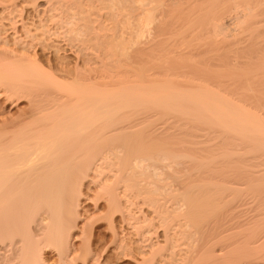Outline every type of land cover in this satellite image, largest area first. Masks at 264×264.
<instances>
[{
    "label": "bare ground",
    "instance_id": "obj_1",
    "mask_svg": "<svg viewBox=\"0 0 264 264\" xmlns=\"http://www.w3.org/2000/svg\"><path fill=\"white\" fill-rule=\"evenodd\" d=\"M105 1L50 16L72 65L0 23V97L26 101L0 119V264H75L92 202L136 264H264V0Z\"/></svg>",
    "mask_w": 264,
    "mask_h": 264
},
{
    "label": "rangeland",
    "instance_id": "obj_2",
    "mask_svg": "<svg viewBox=\"0 0 264 264\" xmlns=\"http://www.w3.org/2000/svg\"><path fill=\"white\" fill-rule=\"evenodd\" d=\"M1 1L3 4L0 3V23L2 22L3 24L4 23L6 25L8 24L7 26L5 25L7 32H10V30H11V29L9 30V20H10V23L14 22L16 20L15 21L16 22L15 24L17 27L16 29L21 32L22 22L20 20H22L23 23H25L26 25L28 23L30 24L32 22H34L37 25L39 22H42V23H44V25L46 24V28L49 29V32L51 31L50 32L51 34L53 33L52 31H55V28H56V30H58L59 33L62 32V30H60L61 28H59L55 25V23H54L55 21L51 22V17H50L53 13H57L59 11L58 7L89 6V5H95L96 7H98V6L104 5V3L106 2L105 0H101V2H100V0H97V1L96 0H13V1L12 0H1ZM8 1H10L11 3ZM92 1H93V3H92ZM64 5H66V6H64ZM51 6H53L52 7L53 9L51 8ZM56 7H57V9H56ZM8 8H10V9H8ZM13 24L14 23H11L10 25H13ZM15 24H14V26H15ZM54 35L55 34H52V36L49 35V39L48 38L47 39L50 42L48 41V43H50V45H51L54 42V40H56V37H57L58 38L57 42L58 43L60 42L61 47H62V49H60L61 51L59 50V55L61 54L60 56H62L65 54V57L68 56V59L66 58L68 61L69 60L73 61V59H74L73 58L74 57V54H73L74 48L70 49V47L69 48L67 47L68 44H67V46L64 45V44H66L65 43L66 40H64V38L61 36L62 34H58L57 36L56 35L54 36ZM55 43H56V41L53 44H55ZM50 45H49V47H45V48L39 47V45H37L36 47H34L35 50L32 48L31 52L32 53H34L33 51L36 52V56L39 58L40 62L45 67H48V60L50 61L52 66L55 64L54 67H56V64H57L56 61L57 60L54 57L55 55L53 54V48L51 47L52 49H50ZM63 48H65V49H63ZM71 58H73V59H71ZM70 63L72 65L73 62H70ZM1 89H2V86L0 87V91H1ZM10 98H14V100L13 99L10 100ZM10 98H5V95L0 97V109H1L0 113L2 112L0 114V119L3 117L6 119H9V117L10 118L16 117L18 112L22 108H24V105H26L25 100H21V101L17 100L16 101L15 96L10 97ZM83 207H84V210H86L87 212L84 214L83 219L78 223V225H82V223L84 225V222L86 221L85 222L86 223L85 228H83V229H85V231H83L81 229V227H78V229L73 231L70 235V243H72L71 244L72 246L70 247L71 248L70 251H72L71 252L72 254H70V256L72 255L71 257L75 258V261H73V262H75V264H96V260H97V263L99 262L100 264H136L133 259L138 257V255L135 258H127V257L124 258L123 256H121L122 255L121 252H118L119 250L117 251L118 244H120L122 242V241L120 242L119 240L124 239L123 242H126V244L128 243L129 244L128 247L131 246V248H129V250L131 249V253L133 252V255H136L137 251H136V248L134 245L135 236H133L135 234H134L133 230L130 229V227H128V225L125 222H123L122 219L119 218V216H115V218H113L112 221H110L108 219L109 222L107 219H101L102 216H103V218H106V217H104V214H103L104 213L103 211L105 210L104 206H102L98 210H96L94 205H93V202H92V203H86ZM99 210H101V211H99ZM99 214H100L101 218H99V216H98ZM92 215H94V216H92ZM96 216H98V217H96ZM89 217H90V219H89ZM111 226L115 227V228L112 227L114 230H112ZM151 227H152L151 228L152 229L151 230V236H152L153 240L157 238L156 236H158L161 239V229L162 228H160V226H158L155 222H154V225H152ZM156 227H158V228H156ZM81 231H83L85 234H83ZM114 234H116V235L114 236ZM159 238H157V239H159ZM129 241L131 242V245H130ZM116 242H117V244H116ZM88 243L90 244V247L93 249L94 257H92L93 259L91 258L92 260L88 258L85 261L83 258L85 256L84 255L81 256V250L84 247H86V245H89ZM134 252H136V253H134ZM75 255L76 256L79 255L78 258H76ZM45 256L47 258L48 263L57 264V255L54 251L46 252ZM69 264H71V262ZM161 264H163V262Z\"/></svg>",
    "mask_w": 264,
    "mask_h": 264
}]
</instances>
